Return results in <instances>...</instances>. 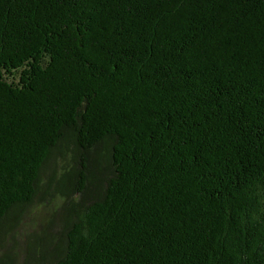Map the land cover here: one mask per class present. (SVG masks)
<instances>
[{
    "label": "trees",
    "instance_id": "obj_1",
    "mask_svg": "<svg viewBox=\"0 0 264 264\" xmlns=\"http://www.w3.org/2000/svg\"><path fill=\"white\" fill-rule=\"evenodd\" d=\"M58 158L48 264H264V0H0V226Z\"/></svg>",
    "mask_w": 264,
    "mask_h": 264
},
{
    "label": "rangeland",
    "instance_id": "obj_2",
    "mask_svg": "<svg viewBox=\"0 0 264 264\" xmlns=\"http://www.w3.org/2000/svg\"><path fill=\"white\" fill-rule=\"evenodd\" d=\"M48 168L34 203L0 226V264H48L57 252L69 216L57 182L69 163L58 158Z\"/></svg>",
    "mask_w": 264,
    "mask_h": 264
}]
</instances>
